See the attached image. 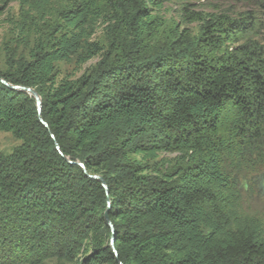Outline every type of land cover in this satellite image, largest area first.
Instances as JSON below:
<instances>
[{
	"label": "trees",
	"instance_id": "obj_1",
	"mask_svg": "<svg viewBox=\"0 0 264 264\" xmlns=\"http://www.w3.org/2000/svg\"><path fill=\"white\" fill-rule=\"evenodd\" d=\"M105 1L116 12L108 51L92 41L96 1L67 0L64 27L0 72L36 89L49 128L34 97L0 82V131L21 141L0 153V264H264L252 181L264 189V45L245 37L253 15L193 13L196 35L176 31L162 60L132 62L173 0ZM95 58L63 76L62 65Z\"/></svg>",
	"mask_w": 264,
	"mask_h": 264
},
{
	"label": "rangeland",
	"instance_id": "obj_2",
	"mask_svg": "<svg viewBox=\"0 0 264 264\" xmlns=\"http://www.w3.org/2000/svg\"><path fill=\"white\" fill-rule=\"evenodd\" d=\"M99 18L93 26L92 41H97L107 51L114 38L116 12L105 0H95ZM67 0H0V72H8L16 61L27 56V49L38 41L46 42L49 34L57 26H63L61 13L67 9ZM193 13H216L229 17L231 20L247 21L248 13L253 17L254 25L251 31H246L245 37L255 36L264 45V0H173L165 2L154 13L152 32L145 42V51L132 53L130 61L162 60L165 56L164 47L171 42V34L188 33L196 35L199 24L191 21ZM250 23V22H249ZM93 59L83 66L82 70L75 64L62 65L63 76L75 75L98 62ZM21 145V141L11 133L0 131V153H11ZM177 154H162L166 159L175 158ZM257 191L256 199L264 201V189L259 178L252 180ZM264 183V182H263ZM262 185V186H261ZM264 211V209L262 210ZM12 264H58L55 260L43 263H31L25 260Z\"/></svg>",
	"mask_w": 264,
	"mask_h": 264
},
{
	"label": "water",
	"instance_id": "obj_3",
	"mask_svg": "<svg viewBox=\"0 0 264 264\" xmlns=\"http://www.w3.org/2000/svg\"><path fill=\"white\" fill-rule=\"evenodd\" d=\"M1 83H3L5 86H7L8 88H10L11 90H14V91H19V92H25L27 94H29L30 96L34 97V99L36 100V104H37V108H38V113H39V119H40V122L47 128H48V125L47 123L44 122V120L42 119V116H41V111H42V100H41V97L40 95L38 94V92L36 91V89L34 88H31V87H25V86H20V85H12L8 82H6L5 80H0ZM52 138L54 139V136L52 135ZM56 144V148L57 150L60 152V154L63 156L58 144L55 142ZM83 169H84V172L86 173V175L93 179V180H97V181H100L102 183V186L104 188H106V184L104 182V179L102 177H99V176H92L90 174H88L84 164H79ZM106 221H107V225L110 227V229L114 232L115 230V227L113 225V223L110 221L109 217L106 216ZM112 249H113V252H114V255L116 257H118V253L114 247V238L112 239ZM121 264V263H120Z\"/></svg>",
	"mask_w": 264,
	"mask_h": 264
}]
</instances>
